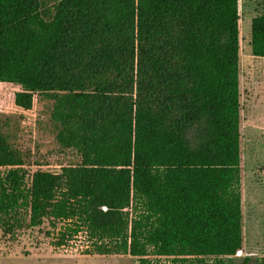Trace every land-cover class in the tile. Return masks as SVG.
I'll return each mask as SVG.
<instances>
[{
	"label": "trees",
	"instance_id": "trees-1",
	"mask_svg": "<svg viewBox=\"0 0 264 264\" xmlns=\"http://www.w3.org/2000/svg\"><path fill=\"white\" fill-rule=\"evenodd\" d=\"M239 1L0 0V83L24 111L48 102L59 146L82 159L34 175L29 226L48 219L56 248L84 234L88 256L236 263ZM250 46L264 58V14ZM15 123L0 120V168L26 164Z\"/></svg>",
	"mask_w": 264,
	"mask_h": 264
},
{
	"label": "rangeland",
	"instance_id": "rangeland-1",
	"mask_svg": "<svg viewBox=\"0 0 264 264\" xmlns=\"http://www.w3.org/2000/svg\"><path fill=\"white\" fill-rule=\"evenodd\" d=\"M239 11L244 243L235 264H244L246 258L252 259L249 264H258L264 258V58L252 55L250 43L252 20L264 14V0H240ZM19 90L0 83V120L4 115L16 118L12 141L26 156L21 167L0 168V207L12 204L9 211H0V264H141L128 255H85L83 250L91 244L84 234L69 247L56 248L57 234L48 219L39 227L29 226L34 175L59 174L64 167L80 165L82 159L77 151L59 146L48 102L35 97L31 110L16 107L14 96ZM162 264L172 263L162 259Z\"/></svg>",
	"mask_w": 264,
	"mask_h": 264
}]
</instances>
